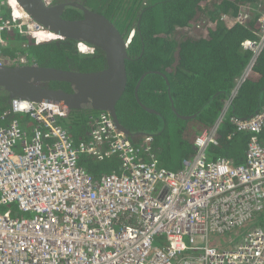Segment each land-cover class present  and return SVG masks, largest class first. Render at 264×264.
<instances>
[{"label": "built area", "instance_id": "2783aa9c", "mask_svg": "<svg viewBox=\"0 0 264 264\" xmlns=\"http://www.w3.org/2000/svg\"><path fill=\"white\" fill-rule=\"evenodd\" d=\"M262 4L242 5L232 17L259 23L256 39L241 43L254 56L264 46ZM7 7L0 0V65L4 30L35 44L55 40L31 17L5 15ZM77 48L91 51L83 42ZM229 105L200 129L192 156L167 170L153 158L152 136L132 139L110 113L94 119L87 141L74 143L62 124L65 108L12 99L0 113V206L16 203L18 212H0V264H264V110L229 116L234 132L250 134L244 162L235 163L208 154ZM112 156L120 170L98 177L79 163ZM226 234L230 248L215 241Z\"/></svg>", "mask_w": 264, "mask_h": 264}, {"label": "trees", "instance_id": "16d2710c", "mask_svg": "<svg viewBox=\"0 0 264 264\" xmlns=\"http://www.w3.org/2000/svg\"><path fill=\"white\" fill-rule=\"evenodd\" d=\"M84 2L91 10L109 17L125 37L131 29L135 30L127 50V86L116 104V111L119 121L124 123L122 120H125L132 136L137 131L152 136L151 153L158 165L167 170L179 169L182 159L194 153L193 142L200 129L213 125L229 101L226 116L217 129L219 142L208 154L211 158L225 157L243 163L250 134L234 132L229 116L248 118L264 110V46L255 56L244 49L241 43L245 39H256L259 23L256 19L238 23L232 21V17L240 6L262 4L264 0ZM69 10L75 8L69 7ZM186 28L193 30L196 36L184 31ZM1 37L6 41V46L1 48L5 64H15L25 58L41 65L87 70L90 57L76 52L75 40L35 44L13 30H4ZM90 50L102 54L94 45H90ZM103 59L105 62L104 56ZM147 71L151 73L142 80L138 96L159 114L141 108L134 97L135 82ZM51 85L65 87L62 82H51ZM8 106L6 95L0 93V113ZM138 108L148 116L145 124L136 123L142 114ZM100 113L103 112L72 110L68 113L62 124L74 143L88 140L93 121ZM177 113L192 117L182 120ZM16 117L28 127L24 115ZM175 119H180L182 125L167 130V124ZM79 163L96 177L120 170L114 156L99 161L81 157Z\"/></svg>", "mask_w": 264, "mask_h": 264}, {"label": "water", "instance_id": "95a60500", "mask_svg": "<svg viewBox=\"0 0 264 264\" xmlns=\"http://www.w3.org/2000/svg\"><path fill=\"white\" fill-rule=\"evenodd\" d=\"M17 2L32 20L63 39L83 41L98 47L104 54L106 65L102 69L81 71L34 62L2 64L0 93L6 95L9 104L12 99H22L49 102L65 108L68 113L72 110L110 113L118 128L137 140L141 131L132 136V132L119 121L116 111V104L125 92L128 80L126 60L129 59V55L124 33L105 14L93 11L79 1L51 5L45 4L43 0ZM68 6L80 9L81 17L76 19L64 17L63 11ZM148 73L151 71L144 72L137 83L136 101L147 112L159 114L142 103L138 96L141 81ZM51 82H62L65 87H54ZM177 115L181 119L192 117L178 113Z\"/></svg>", "mask_w": 264, "mask_h": 264}, {"label": "flooded vegetation", "instance_id": "af4514ba", "mask_svg": "<svg viewBox=\"0 0 264 264\" xmlns=\"http://www.w3.org/2000/svg\"><path fill=\"white\" fill-rule=\"evenodd\" d=\"M75 2V1H79V0H55V3L54 4H61V3H68V2ZM79 2H82L85 4L84 0H81ZM75 8L74 11H71L69 10V6L68 7H65L63 13H64V17L68 18V19H76V18H79L81 17L82 15V11L76 7H73ZM60 40H65V39H60ZM90 48V47H89ZM85 56H88L90 57V60L88 61L87 63V67H85V69H102L105 67L106 65V59H105V62H104V59H103V56L104 54L102 53H96V52H90L88 55H85ZM77 70V69H76ZM85 70V71H87ZM141 77V76H140ZM140 77L138 78V80L135 82V85H134V88H133V92H134V97H135V92H136V87H137V83L140 79ZM142 82V81H141ZM135 100H136V97H135ZM137 102V101H136ZM138 103V102H137ZM139 104V103H138ZM140 106V105H139ZM141 107V106H140ZM142 108V107H141ZM118 115V114H117ZM119 117V116H118ZM124 123H125V120H122ZM121 122V120H120ZM127 122V121H126ZM121 122V124H123L126 128L127 126ZM128 129V128H127ZM135 134H138V133H135Z\"/></svg>", "mask_w": 264, "mask_h": 264}, {"label": "rangeland", "instance_id": "374dc122", "mask_svg": "<svg viewBox=\"0 0 264 264\" xmlns=\"http://www.w3.org/2000/svg\"><path fill=\"white\" fill-rule=\"evenodd\" d=\"M79 1H81V0H79ZM184 31H187V32L190 31L189 33H192V34H194V36H196V34H195V32L193 30H187V28H186V29H184ZM187 32H185V33H187ZM137 110L142 113V110L140 108H138ZM21 115L22 114H18V116H21ZM138 117H139V119L137 120L136 123L139 122V123H144L145 124V122L148 121V119H147L148 116L146 114H144V113H142L141 116L139 115ZM180 125H182L180 119L179 120L175 119V121H173V122L171 121V122H169L167 124V130H175V128L177 126H180ZM7 209H12L14 215H15L16 212H18L16 203H12L10 205H5V206H0V212H4ZM19 213H20L19 214L20 216L21 215L22 216L31 215L30 213H21V212H19ZM224 239L227 241V243L225 244V247L226 248H230V246L232 245V242H230V234H226L225 236H218V237L215 238V241L217 243H221Z\"/></svg>", "mask_w": 264, "mask_h": 264}, {"label": "bare ground", "instance_id": "6f19581e", "mask_svg": "<svg viewBox=\"0 0 264 264\" xmlns=\"http://www.w3.org/2000/svg\"><path fill=\"white\" fill-rule=\"evenodd\" d=\"M7 1H8V4L10 7H8V11H5L4 14H7L10 17L15 16L16 18H21V17L25 18L24 15L30 17V15L18 4L17 0H7ZM54 3H55V0L52 2V4H54ZM42 33L49 35L50 39H55L53 41H58V40L62 39L61 36L55 34L54 32H52L50 30H47V28L44 26H43V30L41 31V34ZM42 40H44V39H41V41ZM53 41H49V42H53ZM80 42H83V41H80ZM75 43L77 44L78 41H76ZM83 43H85V42H83Z\"/></svg>", "mask_w": 264, "mask_h": 264}, {"label": "clouds", "instance_id": "9594fccd", "mask_svg": "<svg viewBox=\"0 0 264 264\" xmlns=\"http://www.w3.org/2000/svg\"><path fill=\"white\" fill-rule=\"evenodd\" d=\"M134 31V33H135V30H134V28L133 29H131L130 31H129V33H128V35L125 37V41H126V43L129 45V43L131 42V39L133 38V36H134V33H133V36H132V38L130 39V41H128L127 42V40H128V37H129V34L131 33V31ZM28 38V37H27ZM78 42H80V41H78ZM89 47H90V45L91 44H89V43H86ZM74 46H75V50H76V52L77 53H79L80 55H82V56H85V55H88L90 52H88V53H81L79 50H78V48H77V44L76 43H74ZM8 108H9V106H8ZM7 108V109H8Z\"/></svg>", "mask_w": 264, "mask_h": 264}]
</instances>
